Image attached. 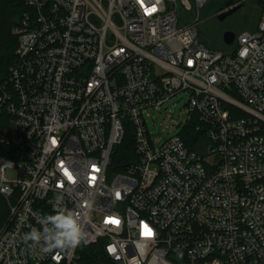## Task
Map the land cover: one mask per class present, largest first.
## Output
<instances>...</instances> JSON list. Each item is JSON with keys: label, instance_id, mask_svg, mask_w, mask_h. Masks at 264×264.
Masks as SVG:
<instances>
[{"label": "built area", "instance_id": "obj_1", "mask_svg": "<svg viewBox=\"0 0 264 264\" xmlns=\"http://www.w3.org/2000/svg\"><path fill=\"white\" fill-rule=\"evenodd\" d=\"M7 1L25 11L0 81V264H78L98 244L114 264H264V5L254 30L210 50L183 23L210 0ZM223 1L217 16L237 6ZM181 94L184 129L158 145L144 114ZM192 122L204 155L184 143ZM59 209L81 216L84 243L24 242Z\"/></svg>", "mask_w": 264, "mask_h": 264}, {"label": "rangeland", "instance_id": "obj_2", "mask_svg": "<svg viewBox=\"0 0 264 264\" xmlns=\"http://www.w3.org/2000/svg\"><path fill=\"white\" fill-rule=\"evenodd\" d=\"M224 3L223 0H210L199 10L198 15L194 13L191 17L183 19V23L196 25L197 40L210 50L225 49L222 46L221 39L223 32L231 31L234 34H239L243 31L255 29L258 23L262 5L256 7V0H251L249 3L243 2L245 5L241 9L222 22L215 20L213 11L217 6L224 8ZM239 4L237 3V5ZM185 102L186 95L181 94L172 98L159 111H151L149 114L147 112L144 114L147 129L156 144L158 143L159 145L183 131V124L188 115ZM174 103H176V106H173Z\"/></svg>", "mask_w": 264, "mask_h": 264}, {"label": "trees", "instance_id": "obj_3", "mask_svg": "<svg viewBox=\"0 0 264 264\" xmlns=\"http://www.w3.org/2000/svg\"><path fill=\"white\" fill-rule=\"evenodd\" d=\"M243 2L249 3L251 0L233 1V3H240L241 8L245 5ZM256 4V7H259V5H264V1L256 0ZM221 9L222 6H217L213 11L215 20H217V14ZM260 9L262 10V6ZM24 11L25 8L21 2L0 0V81L6 75L8 68L15 62L18 40L12 34V30L19 24V20ZM222 46L224 48L223 44ZM183 139L191 151L204 155L205 148L208 145V139L204 127L199 123H189L186 126ZM132 142V136L126 134V137H124L122 143L114 152L113 162L114 164H119L117 166L118 171H121V165L126 164L128 158L132 157ZM6 214L7 204L4 200L0 199V226ZM77 253L79 255L78 264H114L105 256L101 244L79 248Z\"/></svg>", "mask_w": 264, "mask_h": 264}, {"label": "clouds", "instance_id": "obj_4", "mask_svg": "<svg viewBox=\"0 0 264 264\" xmlns=\"http://www.w3.org/2000/svg\"><path fill=\"white\" fill-rule=\"evenodd\" d=\"M83 206L91 209L93 202L85 199ZM39 223L42 230L32 228L24 234L23 240L25 243L31 242L33 247L39 246L43 253L70 251L85 242L81 216L74 210H55L54 214L43 216Z\"/></svg>", "mask_w": 264, "mask_h": 264}, {"label": "water", "instance_id": "obj_5", "mask_svg": "<svg viewBox=\"0 0 264 264\" xmlns=\"http://www.w3.org/2000/svg\"><path fill=\"white\" fill-rule=\"evenodd\" d=\"M232 5V2L231 1H226L224 3V6L226 8L230 7ZM239 9H241V5H237V6H234L232 8H230L229 10H227L226 12L220 14L218 17H217V20L219 22H222L224 21L227 17L231 16L232 14H234L236 11H238ZM221 39H222V43L224 46H231L234 39H235V34L231 31H225L222 33L221 35Z\"/></svg>", "mask_w": 264, "mask_h": 264}, {"label": "snow or ice", "instance_id": "obj_6", "mask_svg": "<svg viewBox=\"0 0 264 264\" xmlns=\"http://www.w3.org/2000/svg\"><path fill=\"white\" fill-rule=\"evenodd\" d=\"M152 11H155V8L154 7L148 10V14H150ZM111 222L114 223V224L115 223H118V221H116V220H112ZM143 234L146 237H151V235H152L151 231L148 230L146 227H145V230H144V233Z\"/></svg>", "mask_w": 264, "mask_h": 264}]
</instances>
